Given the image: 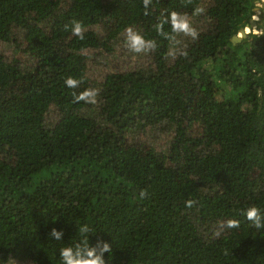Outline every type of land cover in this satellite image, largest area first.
<instances>
[{"label": "trees", "instance_id": "1", "mask_svg": "<svg viewBox=\"0 0 264 264\" xmlns=\"http://www.w3.org/2000/svg\"><path fill=\"white\" fill-rule=\"evenodd\" d=\"M254 8L152 0L145 16L142 0H0V264H61L83 224L90 245H111L106 264H264V229L243 215L264 212V33L231 40ZM172 11L200 32L178 37L174 58L154 28ZM128 27L157 43L141 63L121 56ZM88 88L98 102L73 103ZM148 127L168 132L166 149L138 134ZM228 219L240 227L217 237Z\"/></svg>", "mask_w": 264, "mask_h": 264}, {"label": "clouds", "instance_id": "2", "mask_svg": "<svg viewBox=\"0 0 264 264\" xmlns=\"http://www.w3.org/2000/svg\"><path fill=\"white\" fill-rule=\"evenodd\" d=\"M144 6V15H150V5L152 0H142ZM190 3L191 0H188ZM255 9L252 18L255 19ZM204 11L201 7H196L193 11V15H199ZM256 20V19H255ZM257 21V20H256ZM165 25L170 26V32L165 31ZM248 26V24H247ZM258 26V25H257ZM253 28V30L257 27ZM245 27V26H244ZM67 29L68 26L65 25ZM155 31L158 35L162 36L164 39L168 40L170 43V49L168 55L175 57L178 51V46L181 44V41L178 37H188L193 41L198 40L200 32L193 25L191 18L186 13H181L178 11H172L169 15L161 16L158 18V22L154 25ZM264 28V26L259 27ZM262 30V29H261ZM84 26L80 21H72L71 33L73 36L78 37L80 40L84 39ZM255 33V31H250ZM255 33V34H263ZM239 34V33H238ZM124 46L134 54H143L148 53L156 49L157 43L155 40L146 39L139 31L135 30L132 27H128L125 30L124 34ZM187 55V53H183ZM83 78L76 79L72 76H68L64 83L65 86L70 89H76L81 84ZM99 89L88 88L79 93L73 91V103L84 102L86 104L95 105L98 102ZM147 197V192L141 190L139 198L143 199ZM186 207L191 208L195 201L188 200L185 202ZM243 215L246 217L247 221L252 227L257 230L264 229V212L255 205L248 207L244 210ZM240 227V221L236 219H228L226 222H221L215 235L218 237L222 234L225 229H238ZM78 233L81 236V239L76 242L74 245H68L59 249V256L61 264H106L104 258L105 253H111L112 248L108 242L97 241L96 245H90L88 233L91 231L88 224L78 225ZM49 238L55 241L63 240L64 232L63 230H58L52 228L49 232Z\"/></svg>", "mask_w": 264, "mask_h": 264}, {"label": "rangeland", "instance_id": "3", "mask_svg": "<svg viewBox=\"0 0 264 264\" xmlns=\"http://www.w3.org/2000/svg\"><path fill=\"white\" fill-rule=\"evenodd\" d=\"M255 15L257 16L255 19L258 22V26L256 27L257 30H259L257 33H261V31L264 32V28H259L264 26V0H255ZM254 13V11H253ZM247 26V25H246ZM262 29V30H261ZM250 31H254L253 28H250ZM256 33V32H255ZM9 54H17L20 55V53H16L14 46L11 44L5 45ZM120 51L125 55H121L122 58H125L127 60H130L131 62H138L141 63L146 59V55L140 56L139 54L131 53L124 45L120 47ZM103 67H98L96 70V73H99L103 71ZM141 137L143 139L148 140L150 143H152L157 149L164 150L167 147V139H168V132L167 131H161L157 127L152 128L148 127L146 130L140 131ZM11 264H30V263H19V262H12Z\"/></svg>", "mask_w": 264, "mask_h": 264}, {"label": "water", "instance_id": "4", "mask_svg": "<svg viewBox=\"0 0 264 264\" xmlns=\"http://www.w3.org/2000/svg\"><path fill=\"white\" fill-rule=\"evenodd\" d=\"M257 25H258V22L255 19L251 18L249 21L248 27H255ZM248 35H249V33L246 31V28L241 27L239 29V34L233 35L231 40L235 44L237 42H240L242 39L247 38Z\"/></svg>", "mask_w": 264, "mask_h": 264}]
</instances>
